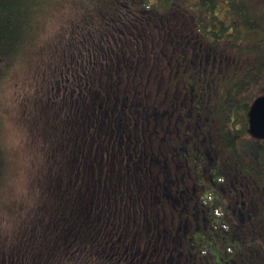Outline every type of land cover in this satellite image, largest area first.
<instances>
[{
    "label": "trees",
    "instance_id": "trees-1",
    "mask_svg": "<svg viewBox=\"0 0 264 264\" xmlns=\"http://www.w3.org/2000/svg\"><path fill=\"white\" fill-rule=\"evenodd\" d=\"M22 59L31 81L13 116L29 127L41 163L33 199L0 227V264H141L133 227L115 224L118 203L140 193L133 169L149 166L134 152L135 129L148 141L172 111L174 123L187 112L209 131L202 164L218 155L216 195L225 197L178 207L187 253L204 264H264V137L246 124L264 95V0H0V85ZM162 77L166 88L186 86L188 98L166 89L148 97ZM2 115L0 104V126ZM176 137L184 170L195 172L199 136ZM0 153L5 166L1 142Z\"/></svg>",
    "mask_w": 264,
    "mask_h": 264
},
{
    "label": "flooded vegetation",
    "instance_id": "flooded-vegetation-1",
    "mask_svg": "<svg viewBox=\"0 0 264 264\" xmlns=\"http://www.w3.org/2000/svg\"><path fill=\"white\" fill-rule=\"evenodd\" d=\"M178 72L179 71L175 72L174 77L177 76ZM163 74L166 75L165 72ZM165 85V79L162 77L157 86L151 90L148 97H152L154 94L156 98L162 97L164 91L167 90L165 95L167 93L168 97L173 95L180 99L181 96L184 95L185 98H188V94L185 93L186 86L182 90L179 88V84H176L173 88H166ZM193 91L192 88L190 91L191 95H193ZM191 103L196 104L197 99L192 97ZM173 112L174 111L166 117L168 121L165 122V125L164 123L158 125L156 120L152 126L156 134H149L148 141L141 140L145 137V134L143 133L142 136H140L137 134V129H135L134 152L138 153L141 151L144 155V163L148 165L149 162V166H147L145 170L140 168V165L138 169H133L136 181L140 183L141 187L139 192L142 195L131 189L129 183L130 177L128 176L126 182L128 188L132 191L127 196L126 194H121L118 203L119 208L117 211L121 218L116 219L115 224H117V228H120L122 223L125 224V230L133 227L131 248H136V252L140 256L139 260L141 264H204L201 261L200 263L197 260L193 261L191 258L192 256H189L187 253L188 251L185 249L184 242H182V227L185 225L184 220L186 218L183 209L188 212L190 206L188 203L194 200L205 205L213 200H221L224 202L223 199H225L224 194L218 193L216 195V190L218 191L220 181L218 155L207 164H202L203 154L206 152L204 149L206 134L209 131H205L202 123L199 124V120H193L192 115L187 112L184 116L182 114L177 116V120L181 118V123L178 121L174 123L173 120L175 115ZM195 123L198 124L199 129L193 130L192 128H194ZM179 124L182 126L186 124L187 126L181 128ZM176 131L178 136H181L182 133L190 134L191 132H195L199 136V155H196V157L197 159L198 156L200 157L201 163H196L195 172H192L189 168L184 170L180 148L184 149L185 147H176ZM122 143L123 140L120 135L117 147L120 148ZM141 145L143 146L142 148L140 147ZM128 147L129 144L127 145V148ZM123 159L124 157L121 160ZM162 164H165L166 168H162ZM206 167L212 172L211 180L214 190L211 194L206 191L204 186V182L207 179ZM141 171L145 173V177L147 174L150 175V181H144L142 177H140ZM121 180L122 177L120 175L117 181L118 185L121 183ZM175 181L177 182L176 188L181 189V186L185 185L186 191L180 190V192H177V189L174 187ZM223 182L226 183V185H231L228 180H224ZM162 186H164L163 192H161ZM222 187V191H225L224 188H226V186L222 185ZM148 188L151 189L153 193H150ZM192 190L196 195L195 198L188 194V192ZM242 195L238 200L244 203L247 196ZM168 201H170V208L168 207ZM180 201L184 202L181 203ZM180 206L183 208L181 211L178 210ZM187 221L191 222L188 218Z\"/></svg>",
    "mask_w": 264,
    "mask_h": 264
},
{
    "label": "rangeland",
    "instance_id": "rangeland-1",
    "mask_svg": "<svg viewBox=\"0 0 264 264\" xmlns=\"http://www.w3.org/2000/svg\"><path fill=\"white\" fill-rule=\"evenodd\" d=\"M27 62L11 67L7 78L0 85V104L4 108L0 142L5 149L6 158L5 166L2 163L0 165V227L5 226L10 218L9 212L17 208L19 203L23 200L24 203L30 202L33 199L30 192L37 180L36 167L41 163L38 147L31 139L29 127L24 124L20 116H13V108L17 107L20 98H23L19 92L21 86L31 81L29 76L23 80ZM26 101L28 100L25 98L22 103ZM0 157L2 158L3 154L0 153Z\"/></svg>",
    "mask_w": 264,
    "mask_h": 264
},
{
    "label": "water",
    "instance_id": "water-1",
    "mask_svg": "<svg viewBox=\"0 0 264 264\" xmlns=\"http://www.w3.org/2000/svg\"><path fill=\"white\" fill-rule=\"evenodd\" d=\"M248 125L252 134L264 137V95L256 97L251 104Z\"/></svg>",
    "mask_w": 264,
    "mask_h": 264
}]
</instances>
